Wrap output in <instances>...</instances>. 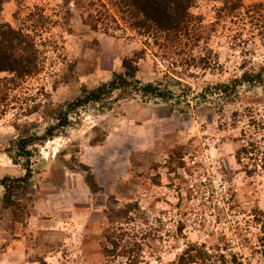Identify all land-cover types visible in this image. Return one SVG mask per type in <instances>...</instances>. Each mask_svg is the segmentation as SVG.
<instances>
[{
  "label": "rangeland",
  "instance_id": "rangeland-1",
  "mask_svg": "<svg viewBox=\"0 0 264 264\" xmlns=\"http://www.w3.org/2000/svg\"><path fill=\"white\" fill-rule=\"evenodd\" d=\"M83 6L62 0L3 5L2 19L13 27L35 13L47 19L48 30L35 40L46 48L43 71L14 92L18 103L0 119V180L11 185L25 177V165L31 170L10 206L0 185V264H125L123 242L108 257L105 236L108 209L127 205L136 211L124 229L137 235L142 264H262L264 172L250 154L236 159L245 122L233 120L234 112L251 109L264 119V87L233 84L264 63L263 44L244 10L221 18L219 0H197L191 12L202 17L204 35L192 56L210 55L207 69L179 66L170 72L171 60L184 55L167 58L147 50L135 79L161 84L172 92L169 100L115 91L70 111L56 137L29 148L28 161L17 155L14 143L22 136L15 123L32 125L28 133L41 136L58 123L44 115L47 105L67 110L82 88L108 83L124 58L144 48L139 38L91 31ZM20 104L42 107L23 116ZM81 165L94 176L97 193Z\"/></svg>",
  "mask_w": 264,
  "mask_h": 264
},
{
  "label": "trees",
  "instance_id": "trees-1",
  "mask_svg": "<svg viewBox=\"0 0 264 264\" xmlns=\"http://www.w3.org/2000/svg\"><path fill=\"white\" fill-rule=\"evenodd\" d=\"M65 6L73 3L76 6L86 4L87 17L85 24L91 31L100 32L107 36H115L117 32L126 36L127 39L139 38L142 40L144 48L134 52L131 58H124L121 64V71L114 73L113 78L108 83H104L94 89L82 88L81 95L75 101L66 104L58 109L52 108L51 104L44 108L45 116H56L58 123L45 129L41 136L30 135L29 129L32 125L14 124L15 129L21 134L15 143L18 156L31 155L30 147L44 144L46 141L56 137V127L67 125L70 111L83 107L89 103H97L109 97L115 91L138 92L143 98L169 100L173 96L169 89L162 88L161 84H142L136 80L139 71L138 63L144 59L147 50H160V52L171 58L173 56L184 55V60L172 59L167 71L174 72L179 66L196 67L207 69L212 59L210 55L203 57L192 56L193 48L198 47L203 39L202 17L195 16L191 10L196 6L197 0H62ZM222 6L219 8L218 16L221 18H232L234 14L239 15L244 10L243 18L248 19L252 35L257 36L264 47V1L253 3L244 7L242 0H219ZM5 0H0V119L5 114L14 109L18 102L14 94L28 79L38 76L43 71V58L46 48L39 49L36 37L47 32V19L35 13L28 14L21 28H15L2 19L3 5ZM242 18V19H243ZM186 48L189 49L185 55ZM191 52V53H190ZM181 57V56H180ZM244 68V67H243ZM166 73L168 74V72ZM234 85L249 84L264 87V63L257 70H246L239 78L233 80ZM224 89L226 86H222ZM20 104L23 116H30L39 112L41 104L29 106ZM25 107V108H24ZM24 111V112H23ZM43 113V112H42ZM234 124L245 122L240 129L239 140L243 145L237 153L236 159L241 161V154H250L253 157L255 166L264 172V119L258 118L254 111L233 113ZM8 151V150H7ZM9 157H13L9 154ZM13 161H15L13 159ZM87 171L85 182L92 193H97L100 187L96 184L94 176L89 168L81 165ZM26 175L6 184V179L0 180L8 196L4 202L6 206L12 205L11 194L20 185L26 183L30 177L31 170L25 165ZM136 211L131 205L124 208L108 209L107 219L110 228L106 234V240L111 248H105L106 256L114 257L116 249L121 247L119 253L126 259L125 264H142L141 244L136 239L137 235L131 229L125 227L133 221L131 215ZM264 218V215H263ZM262 230L264 231V219L262 220ZM125 226V227H124ZM128 246V247H127ZM112 249V250H111ZM111 253V255H110ZM262 264H264V237L261 248ZM189 264V262H187ZM186 263V264H187ZM197 263V262H190Z\"/></svg>",
  "mask_w": 264,
  "mask_h": 264
},
{
  "label": "bare ground",
  "instance_id": "bare-ground-1",
  "mask_svg": "<svg viewBox=\"0 0 264 264\" xmlns=\"http://www.w3.org/2000/svg\"><path fill=\"white\" fill-rule=\"evenodd\" d=\"M73 132V131H72ZM81 133V132H80ZM64 138V137H63ZM72 140V139H71Z\"/></svg>",
  "mask_w": 264,
  "mask_h": 264
}]
</instances>
